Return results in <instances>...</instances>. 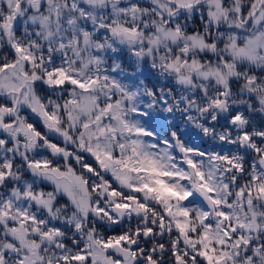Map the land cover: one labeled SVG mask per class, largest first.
<instances>
[{
	"label": "snow or ice",
	"instance_id": "snow-or-ice-1",
	"mask_svg": "<svg viewBox=\"0 0 264 264\" xmlns=\"http://www.w3.org/2000/svg\"><path fill=\"white\" fill-rule=\"evenodd\" d=\"M0 264H264V0H0Z\"/></svg>",
	"mask_w": 264,
	"mask_h": 264
}]
</instances>
